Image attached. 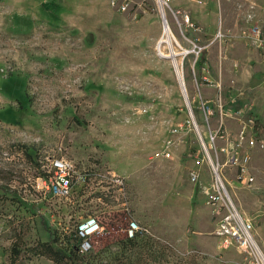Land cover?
I'll return each instance as SVG.
<instances>
[{"label":"rangeland","instance_id":"obj_1","mask_svg":"<svg viewBox=\"0 0 264 264\" xmlns=\"http://www.w3.org/2000/svg\"><path fill=\"white\" fill-rule=\"evenodd\" d=\"M113 1L0 0V264H256L214 234L198 133L263 246L264 150L239 132L258 119L264 138V39L250 34L264 0H165L163 13L159 0ZM220 103L234 115L213 141ZM233 153L249 156L251 186L226 164ZM57 157L74 170L68 197L40 182ZM89 215L102 230L82 253ZM130 221L148 232L128 238Z\"/></svg>","mask_w":264,"mask_h":264},{"label":"built area","instance_id":"obj_2","mask_svg":"<svg viewBox=\"0 0 264 264\" xmlns=\"http://www.w3.org/2000/svg\"><path fill=\"white\" fill-rule=\"evenodd\" d=\"M165 3V0H162ZM198 4H204L209 0H194ZM111 4H114L112 0ZM124 9V3L121 5ZM186 21L188 22V16L186 15ZM220 33V32H219ZM250 34L255 41H262L264 34V22L254 25L251 28ZM216 114L219 115L221 121L218 129L210 133V139L215 140L222 138L221 125L223 123V117L233 116L232 111L224 109L220 103L218 105ZM201 109L208 119L214 112L211 107L206 103H201ZM192 117V114H190ZM193 118V117H192ZM248 126V128H246ZM182 127V125H180ZM175 127L174 131H177ZM202 146L206 152V156L210 162V174L211 179L206 185H202L200 182V174L197 170H191L189 178L194 184L199 183L203 186L202 192L205 198L206 204L213 208V212L218 216L214 234L219 238V241L223 247L234 246L238 252L247 255L255 260L256 264H264V244L259 246L253 237V223L248 218L243 216L235 207L231 200L225 183L224 176L222 174V166L215 163L211 158L204 145V142L200 136ZM254 128V121H248V123L241 128L239 137L241 140H246L249 147H257L264 150V138L260 136ZM165 156H169V153L165 152ZM249 156L240 154H231L226 164L235 167L236 181L244 186H251L254 180V176L248 169ZM48 173L41 177V183L45 188V195L50 197H68L73 188L74 170L71 162L64 158H51L48 163ZM117 180V179H116ZM102 230L100 221L95 216H87L78 222L75 233L79 240L78 251L82 253L89 252L92 248V240ZM126 236L128 238H134L137 235H142L148 230L142 228L135 221H130L126 227Z\"/></svg>","mask_w":264,"mask_h":264},{"label":"bare ground","instance_id":"obj_3","mask_svg":"<svg viewBox=\"0 0 264 264\" xmlns=\"http://www.w3.org/2000/svg\"><path fill=\"white\" fill-rule=\"evenodd\" d=\"M163 5H164V2L159 0V6H160L161 13H163V11H162V9H163V8H162ZM173 39H174V38L172 37V33H171L170 28H169L167 25H164V28H163V34H162V36H161V38H160V43H161V42H165V43H167L168 45H170V41L173 40ZM172 53H173V52H172ZM171 58H172V64H173L174 70H175L176 75H177V77H178V80H180V84H181V82H182V80H183V79H182V76H181L180 72L178 71L177 63H176L174 57L171 56Z\"/></svg>","mask_w":264,"mask_h":264},{"label":"trees","instance_id":"obj_4","mask_svg":"<svg viewBox=\"0 0 264 264\" xmlns=\"http://www.w3.org/2000/svg\"><path fill=\"white\" fill-rule=\"evenodd\" d=\"M201 56H202V55H201ZM197 63H198V64H201V63H202V57H201V59H199V60L197 61ZM254 128L256 129L257 133H259V134L262 133L263 127L261 126V124H260V122H259L258 119H255V120H254ZM137 236H139V235H137ZM137 236H135V237H137ZM48 250H49L50 252L54 253V254H59V255H61V256H64L63 253H62V251H61V249L56 248V247H55L54 245H52V244L48 246ZM65 256H67V255H65ZM68 258H70L73 262H77L76 259H74L75 257H73V256H71V255H68Z\"/></svg>","mask_w":264,"mask_h":264},{"label":"water","instance_id":"obj_5","mask_svg":"<svg viewBox=\"0 0 264 264\" xmlns=\"http://www.w3.org/2000/svg\"><path fill=\"white\" fill-rule=\"evenodd\" d=\"M181 84L183 85V83L181 82ZM183 95H184V98L186 99V94H185V90H183ZM187 101V100H186ZM187 107H188V110H189V113L191 114V109L189 107V105L187 104Z\"/></svg>","mask_w":264,"mask_h":264},{"label":"crops","instance_id":"obj_6","mask_svg":"<svg viewBox=\"0 0 264 264\" xmlns=\"http://www.w3.org/2000/svg\"><path fill=\"white\" fill-rule=\"evenodd\" d=\"M263 39H264V34H263Z\"/></svg>","mask_w":264,"mask_h":264}]
</instances>
